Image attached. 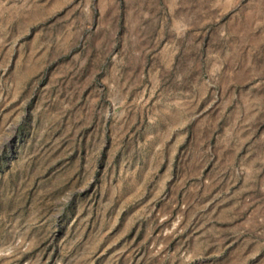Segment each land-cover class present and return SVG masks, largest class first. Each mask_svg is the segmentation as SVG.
I'll return each mask as SVG.
<instances>
[{"label":"rangeland","instance_id":"1","mask_svg":"<svg viewBox=\"0 0 264 264\" xmlns=\"http://www.w3.org/2000/svg\"><path fill=\"white\" fill-rule=\"evenodd\" d=\"M0 264H264V0H0Z\"/></svg>","mask_w":264,"mask_h":264}]
</instances>
